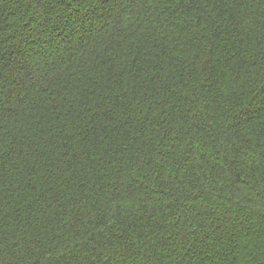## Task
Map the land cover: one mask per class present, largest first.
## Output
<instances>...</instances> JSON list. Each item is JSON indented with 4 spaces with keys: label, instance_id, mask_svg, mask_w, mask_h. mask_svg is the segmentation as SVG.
<instances>
[{
    "label": "trees",
    "instance_id": "1",
    "mask_svg": "<svg viewBox=\"0 0 264 264\" xmlns=\"http://www.w3.org/2000/svg\"><path fill=\"white\" fill-rule=\"evenodd\" d=\"M0 264H264V0H0Z\"/></svg>",
    "mask_w": 264,
    "mask_h": 264
},
{
    "label": "snow or ice",
    "instance_id": "2",
    "mask_svg": "<svg viewBox=\"0 0 264 264\" xmlns=\"http://www.w3.org/2000/svg\"><path fill=\"white\" fill-rule=\"evenodd\" d=\"M177 2H179V0H177Z\"/></svg>",
    "mask_w": 264,
    "mask_h": 264
}]
</instances>
